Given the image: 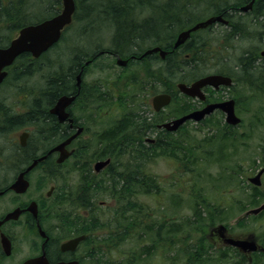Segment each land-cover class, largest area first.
<instances>
[{
	"label": "flooded vegetation",
	"instance_id": "af4514ba",
	"mask_svg": "<svg viewBox=\"0 0 264 264\" xmlns=\"http://www.w3.org/2000/svg\"><path fill=\"white\" fill-rule=\"evenodd\" d=\"M28 1L0 0V14L11 13L18 16L21 13L46 20L59 15L63 8L62 0H34L31 5L34 12L27 15L24 9ZM192 1L207 3L206 0ZM260 1L264 3V0H246L243 3H237L238 6L232 4L216 7L209 0L211 3H207L208 9H215V13L211 17H220L221 19L205 28L190 31L186 40L174 50L179 51L186 46L194 52L203 47L201 44L205 45L207 42L197 40L194 36L196 32L211 30L213 26L226 28L228 31L226 40L232 38L229 31L236 32V36L233 38H241L244 26L241 25L240 20L235 21L234 17L237 16L239 19L246 16L258 17L261 14L257 9ZM138 2L143 1L138 0ZM250 3L252 5L250 8L242 9ZM224 7L226 8L223 11L219 10ZM76 13L75 9L71 23L61 31L59 41L49 51L64 41L63 34L74 23ZM153 18L150 17L149 20L141 23L152 22ZM176 20L178 21V19ZM113 22L116 25L114 19ZM200 22L203 21L198 23ZM33 23H37V21ZM196 24L184 28L180 33L192 29ZM142 27L144 30V26ZM115 30H117V26ZM16 34L17 32L9 40L4 35L0 36V48L8 46ZM143 34L142 32L137 36L138 43L136 46L134 44L135 47L139 46L141 42L139 38ZM114 39L115 35L112 34V50L114 52L109 55L119 69H125L130 64L136 63L156 61L163 64L171 54L170 50L177 37L173 44H170V40L164 43V40L165 46H154L139 53L133 52L131 46L115 45ZM154 48L164 51L163 57L159 51L147 52ZM263 51L264 49L259 51V56L251 52L244 53L246 57L248 56L247 62L259 64L264 69V56L261 55ZM46 53H41L35 58L29 53H23L12 64L1 69L4 76L0 80V93L4 86L9 90L3 91L4 94L2 93L3 95L0 96V122L4 116L6 119L11 116H20L21 119L16 123L14 121L7 122L5 125L0 123V139L10 138L15 141L14 152L8 157H4L7 163L0 157V172L5 169L3 164H7L11 165L9 167L13 174L10 180L0 183V260L10 258L21 252L20 247H26L27 256L17 261L16 264L37 258H43L45 264H166L165 219L159 216L158 212L156 216L149 212L150 203H139L138 200L140 195L150 196L155 200L154 207L158 209V206L161 205V202H158V183L154 181V184L145 187L138 185L140 183L138 181V184L133 188L135 180H130L131 176L128 180H117L118 188L124 189V193H127L125 198L127 202L116 201L115 194L112 193V176L119 177L129 171H112V135L114 137L119 135L116 142L119 140L130 141L132 145L162 144L166 140L165 136L176 135L192 120H186L174 130H168L165 124L183 115L202 110L208 105L230 101L236 117L240 118L236 113L239 98L225 95L224 97L219 94L234 86V82L237 81L233 76L235 71L242 76L240 80L244 82L245 69L240 63L238 64L241 55L234 64L235 69L210 73L225 76L229 80H227V84H220L216 87L204 86L201 88V98L165 90L157 93L169 94L170 103L177 98L192 102V105L189 106L190 109L188 108L187 111L177 116L164 114L165 107L159 110L154 109L152 98L157 94L151 97L149 103L145 99L127 98L126 92H117L119 90L115 88L116 80L110 82L92 81V84L85 82L86 73L84 71L97 58L93 55L86 60L87 63H83V66L75 67V90L66 93V95L56 96L48 104L42 105L40 102L36 115L31 104L36 102L39 92H34V89L27 91L17 86L18 89L11 93L10 79L15 76L14 84L17 81L20 83L18 79L31 72V69H28V64L36 62L39 64L41 60L47 58L45 57ZM102 53L100 52L96 56L102 55ZM45 61L44 64H47L50 59ZM202 76L184 83L189 86ZM260 77L264 79V74ZM16 78L18 79L16 80ZM92 87H98L99 91L92 90ZM176 87L178 89L177 83ZM5 93H11V96H6ZM117 96L125 106L134 108L137 107L135 104L139 105V113L143 116L139 119L141 121L142 118L145 119L144 122L142 121V125H137L132 116L120 115L123 107L119 103L116 105L117 107L115 106L114 116H112V106ZM61 97L71 100L63 109L57 110L56 106ZM217 113L223 117L225 127L234 128L240 125V123L235 126L228 124L225 113L219 108H214L197 123L207 117H214ZM112 120L116 122L112 123ZM44 122L46 125L43 124ZM116 123L121 124L117 130L114 129L117 128ZM112 129L115 130L113 134ZM39 143L46 144V149L39 150L37 147ZM60 145L64 146L63 151L55 150ZM98 162L105 163L96 169ZM256 165L258 166L255 172L247 177V193H242V191L241 194L236 193L240 190L238 186L225 187L227 192L237 194V201L228 199L212 205L208 203L197 205L196 209H199L195 211L194 215L198 214L199 216H196L198 219L193 221H196L198 225L190 227L193 229V234L184 236L185 243L182 244L178 240L175 251L168 253L169 264H264V207L255 214L250 212L264 205V162L259 161L254 164V167ZM241 174L245 176L244 172ZM72 175H75V178L72 179ZM254 176L258 180L257 185L250 181V178ZM19 177L20 182L17 184ZM57 181L67 185L59 187ZM142 188L145 189L138 192ZM2 199H8L7 206L1 204ZM218 207H221L220 211H216ZM232 209L240 210L243 215L237 219L229 220L228 212ZM154 217L157 219L156 223L151 222L154 221ZM168 228L172 230V234H176V236L180 234V223H176L175 226L170 225ZM2 235L4 236L3 243L7 244L9 249L6 256ZM123 240L140 243L138 253L120 256L116 244Z\"/></svg>",
	"mask_w": 264,
	"mask_h": 264
},
{
	"label": "rangeland",
	"instance_id": "374dc122",
	"mask_svg": "<svg viewBox=\"0 0 264 264\" xmlns=\"http://www.w3.org/2000/svg\"><path fill=\"white\" fill-rule=\"evenodd\" d=\"M108 1L117 2L116 0H74V6L77 11L74 15V23L63 34L62 39L64 41L45 55L47 57L45 60L50 59L51 64L46 66L44 64L46 61L41 60L36 66V68L39 67L37 70L31 71L20 79L16 78V80H20V83L17 81L14 84L15 76H12L10 79L11 93L13 90L18 89L17 86L27 91L35 87L37 90L34 92H37L41 89V85H43L41 75L44 74L47 78L58 70L59 63H63L66 68H69L71 66L72 55L77 53V55L88 57V59L93 55L97 57L84 71L86 73L85 82H110L116 80L117 84L115 88L119 90L117 92L123 91L126 92L127 98L132 97L134 100L145 99L150 103L151 97L163 90L176 94L177 89L175 88V84L178 82L187 83L205 74L231 71V69H235L234 64L240 55L242 56L246 52H251L259 56V51L264 49V37L261 35L264 33V17L256 19L246 16L239 19L236 16L234 20H240L242 22L241 25L244 26L242 30L243 36L239 39L229 38L226 40L228 31L224 26H213L211 30L199 31L194 37L197 40L206 41L207 44L203 45L202 43L201 46L203 47L191 52L190 58H194V60H191V65L185 66L184 69L177 68L175 70L170 68V74L164 75L161 71L163 69L161 68L162 63L156 61L130 64L125 69H119L109 55V53L114 52L112 50V34L116 37L117 30H115L116 25L111 18L112 12L108 10ZM210 1L216 7L223 6L224 4L225 6L232 4L239 5L236 0ZM33 2L34 0H29L24 9L27 15L34 12L30 8ZM206 2L208 4L211 3L209 0H206ZM207 3L194 2L192 0H172V2L171 0H152L151 2L150 0H146V2L136 3L137 5L130 12L129 19L123 18V20H130L136 24V22L141 23L142 21L149 20L150 17H156L159 23L166 21L165 26L169 27V30L165 32L160 28L161 33L159 35L151 34L152 36H148L143 34L139 38L141 42L138 47H135L138 40L133 43L131 47L132 51L139 53L154 46H165L166 40H170V43L173 44L177 35L184 28L191 27L199 21H205L214 15L215 12L213 11L215 9L209 10ZM164 10H168L171 16L175 15L176 19L179 18L178 21L175 22L174 19L169 21L168 19L170 18L164 19L168 13L164 12ZM254 20H260L261 22L257 23ZM8 34L9 30L5 28V23L1 21L0 36ZM113 43L117 45L119 43L118 38H115ZM72 49L76 52L74 53ZM172 49L174 48L172 47ZM100 52H103L102 55L96 56ZM179 53L180 51L178 55ZM168 64L173 65L172 62ZM40 70L41 74L39 73ZM236 73L234 74L236 75ZM235 75L233 76L234 78L236 77L237 81L234 82V86L230 87V90L222 91L219 96L225 95L239 98L236 113L241 118L240 125L234 128L225 127L223 123L224 119L218 113L214 117H207L200 123L191 121L176 135L172 136L176 143H180L176 146L174 152L172 148L166 151L165 154L161 152H157V154L150 151L148 157L144 158L135 157L136 153L130 154L132 151L138 149L137 144L132 145L130 141L122 144V150L125 149L126 152L130 151V155L121 154V157L129 155L127 157H130L129 167L131 168L125 169L124 171H129V173L122 175L131 176L130 180H135L132 187L134 188L138 184V181L140 182L138 185L145 187L154 184V181L158 183V202H161L158 209L154 207L153 202L155 200L150 196L140 195L138 200L140 201L139 203H150L149 212L155 216L159 214V216L165 219V231H167L165 240L166 264H169L168 253L175 251V245L178 240L182 244L185 243L184 236L193 234V229L190 227L198 225L196 221H193L194 219H198L196 216H199L198 214L194 215L195 211L199 209H196L197 205L200 203L212 205L228 199L237 201L236 193L241 194V191L242 193H247V177L252 175L258 166L254 167V164H257L259 161L261 163L264 162V82L245 84V80L247 79L245 74L244 82L240 80V74ZM96 89L98 90L99 88L92 87V90L97 91ZM5 90H9V88H5L4 86L3 91ZM3 91L0 93V96L4 94ZM11 93L5 94L6 96H11ZM118 103L123 107L120 115H128V117L130 115L134 118L135 122L139 121L140 117H143L139 113V105L135 104L137 107L134 108L125 106L118 99V96L112 106V116H114ZM191 105L192 102L177 98L164 109V114L177 116L184 112V110H188ZM142 120L145 119L142 118ZM114 122L116 121L112 120V123ZM149 134L152 135L153 133ZM14 143L15 141L10 138L0 139V157L3 160L5 159L4 157H8L9 154L14 152ZM142 145L148 149L146 144ZM37 147L39 150H43L46 149L47 145L39 143ZM148 150L153 149L150 148ZM119 152L122 153L120 150L116 151V153ZM4 161L7 163L6 160ZM3 165L5 169L0 172V183L4 180H10L13 175L9 167L11 165ZM119 165L122 164L114 162L112 171L118 172L122 170L119 168ZM136 165L139 167L136 168ZM249 170L250 172L247 173ZM243 172L245 176L241 174ZM119 177L112 176V193L114 192L116 201L119 200L121 203H124L127 202L125 199L127 193H124V189L118 188L119 183L117 180H121ZM71 178H75V175H72ZM57 185L62 187L67 184L57 181ZM236 186L240 188L238 192L235 190L236 193H229L225 188ZM143 189L145 188L139 189L138 192H141ZM1 204L7 206L8 199H2ZM113 207L114 204L112 205ZM117 208L116 210L118 211ZM220 210L221 207H218L216 211ZM242 215L243 213L240 210L232 209L228 212L229 220L233 218L237 219V217H241ZM156 221L157 219L154 217V221L151 222L156 223ZM176 223H180L181 225V234L178 236L171 234L172 230L168 228L170 225L175 226ZM116 249L121 254L120 256L136 255L140 249V243L123 240L116 244ZM20 251V253L14 254V256L6 260H0V264H16L17 261L27 256L26 247H20Z\"/></svg>",
	"mask_w": 264,
	"mask_h": 264
},
{
	"label": "trees",
	"instance_id": "16d2710c",
	"mask_svg": "<svg viewBox=\"0 0 264 264\" xmlns=\"http://www.w3.org/2000/svg\"><path fill=\"white\" fill-rule=\"evenodd\" d=\"M116 1L117 2L108 1L109 2L108 3V7H109L108 10L110 12L114 11V13H111V18L113 16V19H114L116 26H117V32H116L115 38H118L119 46H121V47L131 46L132 47L133 46L132 43L134 41H137V39H136L137 36L141 35L142 32L144 33V35H148V36L149 35L152 36L153 34L159 35L161 33L160 28H162V31L168 32L169 27L165 26L166 21L164 23H159V21H157L156 18H153L154 20H152V22H149L147 24L137 23V22H136V24H134L130 20L125 21V19H129L130 12H132L136 3H140V2H138V0H116ZM141 1L146 2L144 0H141ZM245 1L246 0H236L237 3H243ZM171 2H172V0H171ZM224 6H225V4H224ZM30 8H33V7L30 6ZM225 8L226 7L220 8L219 10L223 11ZM257 9L260 10L261 14L258 17H256V19L263 18L264 17V3L262 1H260L258 3ZM168 10L167 11L164 10V12L167 13ZM82 11H86V10H82ZM165 17L170 18V19H168L169 21H172L173 19L175 20V22L177 21L175 18V15L171 16L169 14V12L167 13V15ZM123 18H125V19L123 20ZM39 20H41V19L36 18L34 15L26 16V15L21 14V13L18 16H14L11 13L10 14L8 13V15H1L0 14V22L1 21L4 22L5 28H7L9 30V34L6 36L4 35L6 39L7 38L10 39L11 36L18 29H20L22 26L29 24V23H33L34 21L39 22ZM254 21L257 23L261 22L260 20H258V21L254 20ZM142 26H144V30H143ZM170 34H171V32H170ZM229 34H231L232 38L236 36V32H233V31H229ZM263 34L264 33H262L261 35L263 36ZM169 37H170V35H169ZM182 49L179 50L181 53V54L179 53V55H178V52H179L178 50H174V49L170 50L171 54L166 58L165 62L161 65L162 66L161 68L164 69V71H163V69H161V71L164 75L170 74L169 73L170 68L175 69V70L177 68L184 69L185 66H187L191 63L190 62L191 60L192 61L194 60V58H190V54L192 52L190 49H188L186 46L183 47ZM72 51L74 53L76 52L73 49H72ZM181 55H183V56H181ZM71 60H72V61H70L71 66L69 68H66V66L63 63L62 64L59 63V65H58L59 68L56 72L50 74L47 78L44 76V74L41 75L42 80H43V85H41L42 86L41 89L38 90L39 93H38L37 99L35 100L36 102L34 101L35 103L33 102L34 104H31L32 105L31 108L33 109V112H36V115H37V112L39 111L38 106H39L40 102L42 103V105L48 104L56 96H59L61 94L70 93V92H73L75 90V87H74L75 80L73 78V77H75V74H76V68L75 67L80 66V65L83 66V63L86 62V60H88V57H82L79 54L77 55V53H76L75 55H72ZM247 61H248V56L246 57L245 54L242 55L238 59V64L240 63V65L242 67L244 66L245 75L247 76V79L245 80V84H252V83L259 84L260 82H264V79H262L260 77V76H262V74H264V69L261 68L259 66V64H251V63H248ZM170 62H172L173 65L172 64L169 65L168 63H170ZM37 64H38L37 62L28 64L29 65L28 69H31V71H33V70L35 71V69L37 70L39 68V67L36 68ZM50 64H51V61H49V63H47V64L45 63L46 66L50 65ZM28 69H26V71H28ZM39 73L41 74V70L39 71ZM33 89L37 90L35 87ZM185 111H187V110H184V112ZM20 119H21L20 116H13V117L11 116L9 119H6V117L4 116L3 120L0 123L2 125H5L7 122H13V121L16 123ZM142 121L141 120L136 121L137 125H142V123L144 122V121L143 122ZM43 124L46 125L45 122ZM116 126H117V128H114L115 130L119 129L121 127V124L116 123ZM115 130L112 129V134ZM118 136L119 135L114 137V135H112V143H113L112 165L114 164V162H116L118 164H122V165H119V168L122 170L131 169L129 167L130 157H127L130 154L136 153L135 157H141V158L148 157V154L150 153V151L154 152V153L161 152V153L165 154V152L169 151L170 148H172V151L174 152L176 150V146H178L180 144V143H176L175 139L172 138V135H170V136H165L166 140L162 144L147 145L148 149L152 148L153 150H148V149L144 148L143 145L140 144V145H138V149L136 151L134 150V151H132V153H130V151L126 152L125 149L122 150V148H123L122 144L124 143V141L119 140L118 142H116L118 139ZM119 150L122 151V153H120V152L116 153V151H119ZM143 151H145V152H143ZM121 154H129V155H127L126 157H121ZM139 160L142 162L141 159H139ZM138 167L139 166L136 165V168H138ZM119 178L123 179V180L130 179V177L128 175H122ZM155 193H156V191H155Z\"/></svg>",
	"mask_w": 264,
	"mask_h": 264
},
{
	"label": "water",
	"instance_id": "95a60500",
	"mask_svg": "<svg viewBox=\"0 0 264 264\" xmlns=\"http://www.w3.org/2000/svg\"><path fill=\"white\" fill-rule=\"evenodd\" d=\"M63 9L62 12L49 20H46L42 23L36 25H29L22 28L16 38H14L10 44L6 48L0 49V80L3 78L4 73L1 72V69L5 66H9L16 57L23 53H29L32 57H38L42 52L46 51L50 46H52L55 42H57L60 31L68 24H70L71 16L74 11V3L73 0H62ZM251 7V3L242 7L243 10H246ZM220 17H211L206 21L200 22L196 24L192 29L182 32L177 36V39L173 45V48H177L180 44H182L190 31H195L199 28L206 27L211 23L220 20ZM159 51L161 57L164 55V51L159 50V48H154L148 50L147 52H154ZM264 56V51L261 53ZM228 78L219 75H209L202 77L192 83L191 85L187 86L185 84H178V89L188 95L190 97H200L201 98V88L204 86H218L219 84H227ZM71 99L67 97H61L59 102L57 103L56 109L60 110L63 109L67 102L69 103ZM170 102V96L166 94L157 95L153 98L152 103L155 110H159L162 107L166 106ZM232 102H224L220 104H213L208 105L202 110L195 111L189 113L181 118H178L168 124H165L168 130H174L179 125H181L186 120H193V121H200L202 118L209 114L214 108L221 109L226 114V122L231 125H236L239 123L240 119L237 118L234 114L233 106L231 105ZM63 145L56 147L55 150L63 151ZM105 162H98L96 165V169L102 166ZM250 181L254 184H258V180L255 178L250 179ZM20 182V177L18 178L17 184ZM22 182V181H21ZM22 185V184H20ZM264 207L254 209L250 211L251 213L255 214L259 210ZM9 218V217H8ZM2 237V244L4 245V251L8 254V246L7 244L3 243V236ZM22 264H45L43 262V258L31 259L27 260Z\"/></svg>",
	"mask_w": 264,
	"mask_h": 264
},
{
	"label": "bare ground",
	"instance_id": "6f19581e",
	"mask_svg": "<svg viewBox=\"0 0 264 264\" xmlns=\"http://www.w3.org/2000/svg\"><path fill=\"white\" fill-rule=\"evenodd\" d=\"M11 1H13V0H11ZM17 1V0H16ZM18 4V3H17ZM20 4V3H19ZM252 6V5H251ZM5 8V7H4ZM146 9V8H145ZM140 11V10H139ZM214 12V11H213ZM153 14V13H152ZM243 15H245V14H243ZM102 16V15H101ZM198 18V17H197ZM202 18V17H201ZM101 19H102V17H101ZM100 21H102V20H100ZM247 21V20H246ZM36 22V21H35ZM140 22V21H139ZM29 23V22H28ZM246 23V22H245ZM32 24V23H31ZM90 24V23H89ZM100 24V23H99ZM105 24V23H104ZM195 24V23H194ZM205 28V27H204ZM214 30V29H213ZM201 32V31H200ZM212 32V31H211ZM211 32H208V33H211ZM197 33V32H196ZM207 34V33H206ZM208 35V34H207ZM200 38V37H199ZM203 38V37H202ZM197 43V42H196ZM201 43V42H200ZM205 43V42H204ZM65 45V44H64ZM141 45V44H140ZM98 46V45H97ZM77 47V46H76ZM69 48V47H68ZM89 49V48H88ZM262 57V56H261ZM216 59V58H215ZM73 66V65H72ZM79 70V69H78ZM239 71V70H238ZM236 72V71H235ZM241 73V72H240ZM128 74V73H127ZM193 74V73H192ZM235 75V74H234ZM236 75H239V74H237L236 73ZM235 75V76H236ZM154 77V76H153ZM242 77V76H241ZM74 78V77H73ZM236 78V77H235ZM118 79V78H117ZM123 79V78H122ZM158 79V78H157ZM164 81H165V79H164ZM127 82V81H126ZM146 82V81H145ZM92 84V83H91ZM162 84V83H161ZM101 85V84H100ZM171 85V84H170ZM49 86V85H48ZM94 86V85H93ZM164 86V85H163ZM259 86V85H258ZM257 86V87H258ZM165 87V86H164ZM264 87V86H263ZM166 88H168V87H166ZM45 89V88H44ZM259 89H261V88H259ZM67 90V89H66ZM97 90V89H96ZM88 91V90H87ZM97 92H98V90H97ZM37 94V93H36ZM98 94V93H97ZM66 95V94H65ZM232 95V94H231ZM63 96V95H62ZM82 98V97H81ZM87 98V97H86ZM234 100V99H233ZM244 101V100H243ZM104 102V101H103ZM111 103V102H110ZM239 103V102H238ZM107 106V105H106ZM97 109V108H96ZM100 109V108H99ZM190 109V108H189ZM242 109V108H241ZM243 110V109H242ZM93 114V113H92ZM103 115H105V114H103ZM137 116H138V114H137ZM129 117H130V115H129ZM107 118H108V116H107ZM101 119V118H100ZM226 134V133H225ZM30 216V215H29ZM185 226V225H184ZM175 231H177V230H175ZM179 231V230H178ZM177 233V232H176ZM172 234V233H171ZM181 234V233H180Z\"/></svg>",
	"mask_w": 264,
	"mask_h": 264
}]
</instances>
